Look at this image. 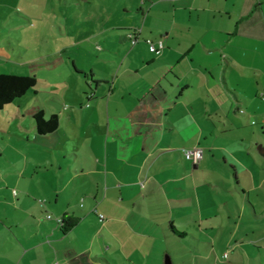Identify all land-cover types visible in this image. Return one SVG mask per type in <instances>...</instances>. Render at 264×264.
<instances>
[{"label":"crops","instance_id":"0c3cea01","mask_svg":"<svg viewBox=\"0 0 264 264\" xmlns=\"http://www.w3.org/2000/svg\"><path fill=\"white\" fill-rule=\"evenodd\" d=\"M18 1L0 71L37 82L0 109V264H264V0H83L95 27L15 59Z\"/></svg>","mask_w":264,"mask_h":264},{"label":"rangeland","instance_id":"374dc122","mask_svg":"<svg viewBox=\"0 0 264 264\" xmlns=\"http://www.w3.org/2000/svg\"><path fill=\"white\" fill-rule=\"evenodd\" d=\"M84 2L85 1L81 0V4L79 5L74 0L18 1L19 8H21L24 12L27 13V15L31 17L32 22H27V28H24L22 30L26 35L25 37L13 38L14 43L20 45V47L22 48L18 49V47H14L11 56L17 59L18 55H22L25 59H28L30 54H34V51L30 49L32 45H41L43 49L49 50L52 47L62 46L64 44L63 42L67 41V45L69 46V39L65 34L61 33L59 26L66 27L67 25H73L76 32L79 31V27H95L96 25L93 21H88V19L84 18V16H87L89 14L88 10H90L89 12H91L89 6ZM56 33L58 34V38L55 37ZM37 34H39V36H37ZM6 45L8 44L6 43ZM80 46L76 45L75 47H73V49H80ZM30 51L32 53H29ZM63 53L67 55L66 52ZM17 63L14 66L8 64L9 66H12L9 68H12L14 70H32V68H35V65L31 64L29 61L24 64ZM3 64L7 65L6 61H4L2 56L0 55V65ZM11 108L12 106L9 109Z\"/></svg>","mask_w":264,"mask_h":264},{"label":"trees","instance_id":"16d2710c","mask_svg":"<svg viewBox=\"0 0 264 264\" xmlns=\"http://www.w3.org/2000/svg\"><path fill=\"white\" fill-rule=\"evenodd\" d=\"M37 82V77L34 74L16 73L10 71H0V109L4 105L12 102L15 98L22 96L29 89H31ZM35 121V127L39 133H47L53 131L58 126L59 116L57 113H53L49 118H45L42 109L37 110L33 114ZM63 230H66L70 225L74 223V219L62 217ZM172 229L183 234L174 225H171Z\"/></svg>","mask_w":264,"mask_h":264},{"label":"built area","instance_id":"2783aa9c","mask_svg":"<svg viewBox=\"0 0 264 264\" xmlns=\"http://www.w3.org/2000/svg\"><path fill=\"white\" fill-rule=\"evenodd\" d=\"M129 39L131 41L132 44L136 43L139 39V29H135L134 31L129 33ZM149 48V50L151 52H153L154 54L158 55L161 53L164 43L163 40L161 38L159 39H152V38H145L144 40ZM202 149L201 148H195V149H187L185 150V156L186 158H191L194 157L196 160H199L202 157ZM15 193V191H13ZM101 217H103V215H100ZM47 217H51L50 214L47 215ZM59 223H63L62 218H58ZM54 264H62L59 261H55Z\"/></svg>","mask_w":264,"mask_h":264},{"label":"water","instance_id":"95a60500","mask_svg":"<svg viewBox=\"0 0 264 264\" xmlns=\"http://www.w3.org/2000/svg\"><path fill=\"white\" fill-rule=\"evenodd\" d=\"M164 264H173L169 257L165 258Z\"/></svg>","mask_w":264,"mask_h":264}]
</instances>
